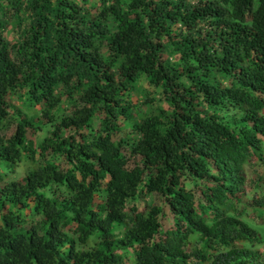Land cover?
<instances>
[{"label": "trees", "instance_id": "trees-1", "mask_svg": "<svg viewBox=\"0 0 264 264\" xmlns=\"http://www.w3.org/2000/svg\"><path fill=\"white\" fill-rule=\"evenodd\" d=\"M263 144L264 0H0V264H262Z\"/></svg>", "mask_w": 264, "mask_h": 264}, {"label": "rangeland", "instance_id": "rangeland-1", "mask_svg": "<svg viewBox=\"0 0 264 264\" xmlns=\"http://www.w3.org/2000/svg\"><path fill=\"white\" fill-rule=\"evenodd\" d=\"M6 137L9 136V133H5ZM264 146V144H263ZM261 147V152L259 155L257 152L252 155L248 163V176L245 178V183L243 186V193L245 194L241 198L239 195V200L235 202L236 209L238 212V219H242L248 228L253 231L257 238L254 247L256 249L264 250V147ZM131 165H128L130 167ZM24 166L16 168L17 176L15 179L20 180L19 178L23 175ZM241 199V203H240ZM260 199L263 200L259 202ZM150 199H145L144 202H137L134 204L140 211L146 213V206L151 205ZM196 236H192L189 239V242H193ZM186 249V248H185ZM187 251V249H186ZM131 261L130 256L125 257V262ZM262 264H264V254L261 257Z\"/></svg>", "mask_w": 264, "mask_h": 264}, {"label": "crops", "instance_id": "crops-1", "mask_svg": "<svg viewBox=\"0 0 264 264\" xmlns=\"http://www.w3.org/2000/svg\"><path fill=\"white\" fill-rule=\"evenodd\" d=\"M259 251H262L261 249H259Z\"/></svg>", "mask_w": 264, "mask_h": 264}]
</instances>
